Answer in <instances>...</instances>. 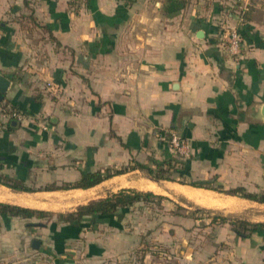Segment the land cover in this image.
<instances>
[{"label": "crops", "instance_id": "crops-1", "mask_svg": "<svg viewBox=\"0 0 264 264\" xmlns=\"http://www.w3.org/2000/svg\"><path fill=\"white\" fill-rule=\"evenodd\" d=\"M181 1L0 0L1 102L27 117L0 123V172L30 189L0 184V204L48 213H0V264H264V227L212 220L264 225V203L226 193L264 195V0ZM157 129L191 148L175 181L137 167L174 158ZM123 190L153 197L59 218Z\"/></svg>", "mask_w": 264, "mask_h": 264}, {"label": "trees", "instance_id": "trees-1", "mask_svg": "<svg viewBox=\"0 0 264 264\" xmlns=\"http://www.w3.org/2000/svg\"><path fill=\"white\" fill-rule=\"evenodd\" d=\"M184 7H185V2H182L181 0H167L164 10L166 14L171 16L179 13L182 9H184ZM0 103L2 104L1 101ZM179 161L180 160H178V158L174 157L170 161L165 163L155 162L154 164L156 166L155 170L151 167L144 166L141 164H138L137 167L141 170L146 171L153 179L157 181H162V180L175 181L172 175V171L174 170L176 164L182 163ZM116 173H122V172H116ZM111 176L112 174L110 172H107L106 175H103L102 173L84 174L80 182L67 186V189L91 188L100 184L102 181H104V179ZM0 184L14 190L30 191L29 188L17 186L16 184H11L10 181L7 178H5L3 174H1V172H0ZM191 185L195 187H204L199 184H191ZM226 193L228 195L240 196L249 200L264 203V195L250 194L247 193L243 188L231 190ZM149 197H153V195L143 194L132 190H123L119 193L109 196L105 200L91 202L86 206H81L78 208L76 212L67 215H60L59 218L61 220H65L73 224H79L87 216L111 215L116 213L121 208L130 207L135 203L141 201H147ZM0 213L7 217H20L24 219H31L34 217L42 218L48 215V213L46 212L27 209L20 206L7 205V204H0ZM212 220L214 223L218 222L220 224H226V223L230 224L233 231L238 235V237L244 239L249 238L254 232H257L262 227H264L263 224H253L243 220L228 219L224 217H215Z\"/></svg>", "mask_w": 264, "mask_h": 264}, {"label": "built area", "instance_id": "built-area-1", "mask_svg": "<svg viewBox=\"0 0 264 264\" xmlns=\"http://www.w3.org/2000/svg\"><path fill=\"white\" fill-rule=\"evenodd\" d=\"M241 43V36L237 31L230 34V45L233 51L239 49ZM24 122L27 117L24 113L11 109L0 103V123L7 124L12 121ZM155 137L159 142L167 144L175 158L178 160H185L191 156V148L189 143L176 131L157 129L154 131Z\"/></svg>", "mask_w": 264, "mask_h": 264}, {"label": "water", "instance_id": "water-1", "mask_svg": "<svg viewBox=\"0 0 264 264\" xmlns=\"http://www.w3.org/2000/svg\"><path fill=\"white\" fill-rule=\"evenodd\" d=\"M11 81L3 75H0V101L4 99L5 94L7 93Z\"/></svg>", "mask_w": 264, "mask_h": 264}, {"label": "bare ground", "instance_id": "bare-ground-1", "mask_svg": "<svg viewBox=\"0 0 264 264\" xmlns=\"http://www.w3.org/2000/svg\"><path fill=\"white\" fill-rule=\"evenodd\" d=\"M142 184H144V183H142ZM142 184H141V185H142ZM154 184H155V183H154ZM154 184L151 185V186H154ZM164 184H165V183H164ZM147 185H148V183H147ZM151 186H149V187H151ZM171 186H172V185H171ZM171 186H170V187H171ZM142 187H144V186H142ZM146 188H147V187H146ZM157 188H158V187H157ZM171 188H172V187H171ZM155 191H156V190H155ZM161 191H162V190H161ZM161 191H160V192H161ZM157 192H159V190H158ZM166 192H167V191H166ZM178 192H179V191H178ZM185 192H186V191H185ZM163 193H164V192H163ZM188 193H189V192H188ZM169 194H170V193H169ZM186 194H187V193H186ZM187 195H188V194H187ZM192 195L195 196L194 194H192ZM192 195H191V196H192ZM196 195H197V194H196ZM208 195H209V194H208ZM199 196L202 197V195H199ZM206 196H207V194H206ZM197 197H198V196H195V198H197ZM195 198H194V199H195ZM199 199H201V198H199ZM202 199H206V198H203V197H202ZM196 201H198V200H196ZM199 201H201V200H199ZM203 202H204V201H203ZM205 202H206V201H205ZM215 203H217V202H215ZM202 204H203V203H202ZM207 204H208V203H207ZM210 204H211V203H210Z\"/></svg>", "mask_w": 264, "mask_h": 264}, {"label": "rangeland", "instance_id": "rangeland-1", "mask_svg": "<svg viewBox=\"0 0 264 264\" xmlns=\"http://www.w3.org/2000/svg\"><path fill=\"white\" fill-rule=\"evenodd\" d=\"M174 178V177H173Z\"/></svg>", "mask_w": 264, "mask_h": 264}]
</instances>
